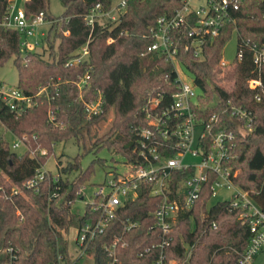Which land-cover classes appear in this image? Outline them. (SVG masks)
I'll list each match as a JSON object with an SVG mask.
<instances>
[{
	"label": "trees",
	"instance_id": "trees-1",
	"mask_svg": "<svg viewBox=\"0 0 264 264\" xmlns=\"http://www.w3.org/2000/svg\"><path fill=\"white\" fill-rule=\"evenodd\" d=\"M237 1L239 7L233 13V21L218 35L206 39L203 58L197 59L184 50L189 39L182 36L177 41V61L193 74L194 83L204 94L199 102L207 108L201 117L218 113L217 128L233 134V147L224 165L236 172L232 178L234 185L246 191L254 203L263 208L264 96L255 101L256 90L249 88L248 81L259 78L264 86V66L257 70L248 49L243 50L242 60L224 70L221 76L219 62L223 47L233 33L237 34V43L249 39L264 45V0ZM60 2L63 13L58 17L49 14V0H25L22 7L27 18L43 13L45 21L49 22L45 36L49 59L38 52L23 53L19 33L0 26V67L15 56L17 89L34 102L23 111L15 112L0 98V126L21 139L25 148L22 153L13 151L0 133V187L5 193H9L10 187H21L33 177L53 154L55 143L73 139L83 145V132H89L92 125L104 120L110 110L113 113L111 126L103 138L91 144L92 147L95 150L105 147L124 157H134L136 130L147 124L141 107L149 96L157 93L164 94L169 101L176 89L173 62L156 52H145L152 43L149 29L156 19L172 15L184 0H125L124 11L117 22L93 27L86 24L85 15L98 3L104 10L109 9L113 0ZM7 6V0H0V19ZM109 38L112 41L108 42ZM88 40V61L76 66L65 65ZM85 74L88 79L79 89L76 83ZM223 80L232 82L231 89L219 85ZM98 94L102 99L100 111L88 115L85 104L96 100ZM215 99L218 102L209 106ZM228 101L252 112L251 131L236 129V120L226 110ZM41 150H45V154H41ZM59 162L57 176L61 190L58 197L49 198L48 180L41 183L38 192L24 190L22 194L7 198L0 192V264L76 262L67 236L89 216L72 212L66 202L73 204L78 200L76 192L92 176L95 164L103 165V161L93 160L85 169L80 166L79 155L64 166ZM71 172H76L73 178L68 177ZM2 175L7 177L8 183ZM212 180L213 177L209 178L203 185L193 208L179 214L172 228L173 241L166 250L168 262L235 264L247 246L250 233L248 225L239 217L241 210L230 208L227 201L208 206ZM157 201L141 189L137 198L125 202L118 217L130 218L138 222V227L124 235L127 246L118 247L117 264H153L157 258V249L139 256L157 241L158 232L151 229ZM213 222L216 228L212 227ZM117 232L115 220L90 242L86 253L92 256L95 264L107 263L104 246ZM9 247L14 249L13 258L7 252ZM58 256L62 258L61 263Z\"/></svg>",
	"mask_w": 264,
	"mask_h": 264
},
{
	"label": "built area",
	"instance_id": "built-area-1",
	"mask_svg": "<svg viewBox=\"0 0 264 264\" xmlns=\"http://www.w3.org/2000/svg\"><path fill=\"white\" fill-rule=\"evenodd\" d=\"M124 7L125 0H113L107 10L99 3L95 4L85 15L86 24L93 27L95 24L103 25L105 22L115 23L123 13ZM238 7L237 0H184L181 8L170 16H159L150 27L152 43L145 53L156 52L174 64L179 52L177 41L184 36L189 39L184 50L191 52L195 58L202 59L206 39L215 37L227 23L233 21V13ZM44 21L43 13L29 19L22 7L8 4L5 14L0 19V26L17 31L20 36V50L27 53L34 52L33 50L39 46V42L34 38L35 27ZM110 41L111 38L108 39V42ZM88 42L89 40L81 45L65 65L76 66L86 63L89 58ZM244 49L252 52L253 63L258 71L261 70L264 66V45L242 39L237 43L235 60L228 63L221 59L219 62L220 76L224 70L233 68L242 60ZM180 66L190 75V80H187L185 75L182 77L173 65L176 89L170 94L169 101L164 94L157 93L149 96L140 109L147 124L136 130L134 157L123 156L124 169L120 172L113 171L110 178L105 179L92 193L91 200L84 203L83 214L88 213L89 219L75 229V242L80 255L86 253L88 245L97 235L103 234L110 224L117 220L118 232L104 246L108 258L106 264H117L118 247L127 246L124 235L138 227V222L130 218H119L118 214L125 202L137 198L139 190L143 189L158 200L152 212L154 222L151 226V229L157 230L158 237L157 241L151 247H146L139 256L149 253L151 249H157V258L153 264H175L167 261L166 250L173 241L172 228L179 214L193 208L203 185L209 178L213 177L211 197L215 193V187L229 189L235 186L232 178L236 172H232L224 165L228 151L233 147V134L227 129L217 128L218 113L201 117L207 108L199 102L204 94L194 83L193 74L184 65ZM87 79V74L80 77L76 83L77 87L81 89ZM231 84L232 82L224 80L219 83L228 89H231ZM248 86L256 90L254 100L260 101L264 96L261 80L250 79ZM0 98L15 112H21L34 104L30 97L23 95L17 88L6 89L1 83ZM213 102L208 105H214L218 101L215 99ZM101 104L100 94L96 100L86 103L88 115L98 113ZM226 110L236 120L235 127L238 131L249 132L253 129L254 117L251 111L231 101L227 102ZM22 144V140L18 139L11 145V149H16ZM40 153L45 154V150H41ZM188 156L195 158L196 161H186ZM41 167L21 187L12 186L9 193H5L4 188L0 187V192L6 198L22 194L24 190L38 192L41 183L48 180L49 198L58 197L61 190L58 176ZM184 173L188 174L183 176ZM84 191L83 185L76 192L78 200L85 201ZM225 201L230 208L241 210L239 217L243 224L248 225L250 233L247 246L239 254L235 264H251L255 256L264 249V207L255 204L246 191L235 193L231 200ZM66 205L71 207L72 204L66 202ZM212 227L216 228L214 222ZM7 252L11 258L15 257L12 247L7 248ZM58 261L61 263V256H58Z\"/></svg>",
	"mask_w": 264,
	"mask_h": 264
},
{
	"label": "rangeland",
	"instance_id": "rangeland-1",
	"mask_svg": "<svg viewBox=\"0 0 264 264\" xmlns=\"http://www.w3.org/2000/svg\"><path fill=\"white\" fill-rule=\"evenodd\" d=\"M24 0H18L16 6L23 7ZM48 12L53 17H58L63 13V7L60 0H49ZM49 28V22L44 21L41 25L35 27L34 38L39 42L33 51L41 53L45 59H49L48 49L45 42V36L47 35ZM237 34L233 33L230 39L225 43L222 51V60L231 63L236 58L237 52ZM57 43V39L55 40ZM15 56L10 57L1 67H0V83L4 88L13 90L17 88L18 83V71L14 63ZM174 65L181 73V76L184 75L187 77V80H190V75L183 71L181 64L178 61L174 62ZM184 72V74H182ZM113 120V113L110 110L104 120H100L97 124L92 125L89 129V132H83V145H79L73 139H68L65 141L55 143L53 147V154L47 157L44 165L41 169L50 172L52 175H57L58 167L57 162L60 160V165L64 166L67 162L72 161L76 156L79 155L80 166L82 169H85L93 160L102 159V164H95L94 173L84 183L85 186V201L77 200L74 202L70 209L72 212L77 214H83L85 210L84 203L90 201L93 192H95L98 186L107 178H110L111 173L120 172L124 169L123 162L125 158L122 155L116 154L113 150H108L107 148H100L95 150L91 144L96 143L98 139L103 138L104 134L109 130ZM0 133L8 141L11 146L18 141L19 138L12 135L10 132L6 131L3 126H0ZM24 145H20L18 148L13 149L17 153H22L24 151ZM186 161L194 162L195 158L190 156L186 157ZM76 175V172H71L68 174L69 178H73ZM64 177V175H62ZM6 183L8 179L5 175H2ZM214 195L209 200L208 206L215 204L218 201L231 200L235 193H242L243 190L237 186L232 188L224 187H215ZM76 230L72 229L68 233L67 239L69 244V249L72 255L74 256V264H95L91 255L84 253L80 255V250L75 242ZM251 264H264V249L259 252Z\"/></svg>",
	"mask_w": 264,
	"mask_h": 264
},
{
	"label": "crops",
	"instance_id": "crops-1",
	"mask_svg": "<svg viewBox=\"0 0 264 264\" xmlns=\"http://www.w3.org/2000/svg\"><path fill=\"white\" fill-rule=\"evenodd\" d=\"M8 1V4H10V5H14L15 7H17L16 6V4H17V1L18 0H7ZM25 1V0H24Z\"/></svg>",
	"mask_w": 264,
	"mask_h": 264
}]
</instances>
